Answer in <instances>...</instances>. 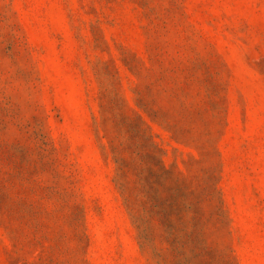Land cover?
<instances>
[{
	"label": "rangeland",
	"instance_id": "1",
	"mask_svg": "<svg viewBox=\"0 0 264 264\" xmlns=\"http://www.w3.org/2000/svg\"><path fill=\"white\" fill-rule=\"evenodd\" d=\"M0 264H264V0H0Z\"/></svg>",
	"mask_w": 264,
	"mask_h": 264
}]
</instances>
